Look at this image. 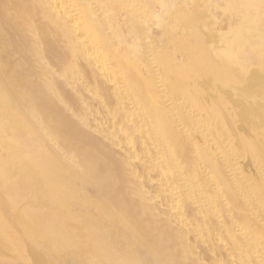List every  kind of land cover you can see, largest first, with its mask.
Listing matches in <instances>:
<instances>
[{"label":"bare ground","instance_id":"6f19581e","mask_svg":"<svg viewBox=\"0 0 264 264\" xmlns=\"http://www.w3.org/2000/svg\"><path fill=\"white\" fill-rule=\"evenodd\" d=\"M186 1L0 0V264H264V0Z\"/></svg>","mask_w":264,"mask_h":264},{"label":"rangeland","instance_id":"374dc122","mask_svg":"<svg viewBox=\"0 0 264 264\" xmlns=\"http://www.w3.org/2000/svg\"><path fill=\"white\" fill-rule=\"evenodd\" d=\"M133 1V0H132ZM123 5H125V6H129L130 5V0H124V2L122 3ZM188 4H189V1H186V0H177V7H178V5H182L184 8H188ZM248 8V7H247ZM237 9H239V8H237ZM178 10V9H177ZM246 10V9H245ZM250 10V8H248L247 9V11H249ZM246 11V12H247ZM226 19V18H225ZM224 18H217V19H215L214 20V22H213V24H214V27L216 28V27H223V25H225V22H223L224 20H225ZM131 20L133 21V23H134V25L136 26V27H138V26H140L141 25V23L139 22V15H138V13L137 12H134V14H133V16L131 17ZM177 23H178V21H177ZM178 25V24H177ZM230 37H232L231 35H230ZM150 47V46H149ZM99 154H101V155H103L104 154V152L103 151H101ZM14 257V256H13ZM12 256H7V258H9V259H12L13 258Z\"/></svg>","mask_w":264,"mask_h":264}]
</instances>
